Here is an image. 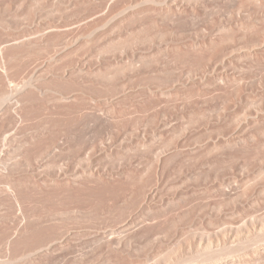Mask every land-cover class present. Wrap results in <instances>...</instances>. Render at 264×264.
I'll return each mask as SVG.
<instances>
[{"label": "rangeland", "instance_id": "rangeland-1", "mask_svg": "<svg viewBox=\"0 0 264 264\" xmlns=\"http://www.w3.org/2000/svg\"><path fill=\"white\" fill-rule=\"evenodd\" d=\"M178 1H180V2H178ZM184 1L185 0H183V2ZM212 1L214 2L215 0H211V3L213 5H215V3H219V2H220V4L222 3V5L217 6V8H216V6L214 7L213 5H211L213 8H215V9L211 8L214 10V11H212V10H210V8L209 9L206 8V7H211L210 6V4H211L210 0H207V2L204 0L205 5L202 4L203 0H200V3L207 10L206 12H200V14L205 13L208 16L206 15L207 17H205V14H203V15L199 14V17L202 16V19H201V17L199 18L197 15L196 19L198 17V20H199L198 23L199 24L197 22H193V24H192V21H196V19L193 18V20H192L191 19L192 16H191L188 19V22H189V24H191L190 25L191 27H189V25L187 24V26H188L187 28L184 27L185 25H183L184 23H182L183 21H181L180 25H181V27L183 26L185 29L177 28L178 30L176 29V31L177 32L179 31L178 34L174 30L176 26L173 29L174 31L171 29V27L175 22L177 23L176 25H178L180 23L179 20H177L179 22H177V21L174 22V20H176L178 18H175L176 14L174 17L173 12L176 9L175 8L176 5H179L182 3L181 0H177V1L176 0L175 1L169 0V2H168L169 4H171V3L175 4V5L171 4L172 5V6L170 5L171 7H169V5L167 3L169 9L172 7L174 8V9L172 8L173 12L171 11L172 12L171 14L175 18L174 20H173V17H172V19H169V16L167 19V16L165 14H161V17H163V18H160L159 17L160 15L157 16L158 14L156 15L157 17L154 14H152L149 16L147 15V17H146V15L145 16L142 15V18H141V16H140V18H139V16H137V17L135 16L133 18L135 20H131V21L126 20L127 22H125V20H122L124 18L123 15H120V16H118L119 14L117 16L115 15L116 16L115 18L109 19V23H107L106 20L104 23H107L108 26H111L112 24L123 25L124 29L128 28L126 30L127 32L121 31L120 33L118 32V34H117V31H118L117 29H115L117 31L113 30L112 32H105L103 34H107V36L106 35L105 36H102V35L99 36L100 38H97L99 41L97 39L95 40L93 38L94 37L93 34L87 33V35H84L86 37H84V36L81 37V39L83 38L84 40L83 39L81 40L78 38L79 41L81 40L82 42H84L83 43L84 46L76 47V50H75V48H74V50L72 48H70L69 50L70 51L72 50L73 52H69L70 56H69V54H67L68 57H66L67 56V55H65L66 53L64 54L65 56L62 55L66 59L62 58L64 60V62H62L63 61L62 60L61 62H58V64L50 65V63L47 64L46 62H44V59L45 58L47 59L49 54L50 55L54 54V51L56 50V48H54V47H56V46L59 47V45H57V44H53L52 47L53 46L54 47L52 48L50 45L52 43H47L48 45L47 44H45V45H47L49 47L46 48L44 46L46 49L44 47L42 49H40L42 47V44H41L40 47L37 46V48L39 47L38 50H34L36 52H34L33 50L32 51L30 50V48L32 46L27 51L25 50L26 48L23 49L24 47H22V48L21 47H18V48L17 47H15V48L14 47L13 48L7 47L8 49H6V48L4 50L0 49V51L2 52V54L0 52V56L3 55L4 58L6 55H7V57L10 56V58L13 57L12 59L9 60V61H11V60L12 61L11 62L8 61V62L11 64L12 63L15 64V66L18 65L17 68H15L13 66V64L12 65L9 63L3 64V61L0 58L1 59L0 61L2 62V63L0 62V67L3 66L2 68H0V104H4L3 107L0 105L1 106V109H0V128L1 129L0 130L3 131V133L1 131V133L3 134V136H2L3 138L0 136V166L2 165L0 168H2V170L7 172V173H11V175L13 174V176H15V179L20 178L22 180V182H26V183H22L20 179H17V180H20V182H21L20 183L21 190L23 188L22 193L24 196L22 195V197H24V198L21 197L23 199V201L26 200V202H29L30 198L34 199L32 202L30 201L31 204L33 205V208H34V206L36 204H37V206L39 205L38 203H35V202L37 200L39 202L40 198L36 200L37 197H33V196H36L37 195L36 193L39 194V190H40V194L37 195L38 197L41 196V193L43 191H45V189L48 190V191L46 190L45 192H49L50 191L49 189H51V190L57 189L58 191L59 190L60 191L66 190V188L64 189L65 186H62L63 187L62 188L59 185H54L52 183L50 184V181L56 176V174H58L59 171L60 172H66L71 177H77V176L82 177V174H86V172H88L90 170H91V172L92 171L93 172H95V171L102 172L105 170L109 172V170L110 171L115 170V171H119V172H121V171L126 172V173L124 172L122 174L123 179H121L125 182H123V181L121 183L118 182L117 186H115L116 185L115 184V185H111V187L110 186H107V187L104 186L103 187L102 185L98 186V184H94V183L90 182V183H88V185L91 184V185H89V187L92 190L95 189L94 190L95 192H98L100 190L99 192H102V193H106L104 190H106L107 193L110 191H111L110 193H112L113 191H115L118 188L116 190V194L118 192V194L120 196H123L125 192H126L125 193V195H126L127 191H128V193H130L132 191L131 193H133V194L136 192L135 194L137 195V192H138V194H140L142 192V189L144 191V188H146V187H147V190H149V189L152 190V188H154L153 190L156 191V195L158 196V198L155 199V201L153 203L155 204L157 201L158 205H159L161 199L164 200L162 197H164L166 200L168 198H170V199L175 198V197H173V196H175V194H177V195L180 193H181V195L184 193L189 194L188 195L189 198L186 194H184V197L187 198L186 199L187 201H185V198H184V200L181 201V203L180 202L174 203V204H177L178 206L172 204L173 206L170 205V207H168V209H167V210H171L170 212L168 211L166 213L167 218L170 220H171V217H173V216H175V215H177L183 211L184 212L191 211V215H192L193 219L191 218V215L188 216L189 218L184 219V217H183V219H181V222H182V220H184L183 222L186 221L187 223L186 222L185 223L179 222V224H178L179 230H182V228L188 229L189 226L191 229L195 230L197 228L196 230H198V226H195L196 225L195 222L198 223V220L201 221V219H202L201 223H203V225L205 226L207 224L206 221H208V220L203 221V219L209 215H210L209 217L211 218V214H212V216H213L212 220H214L215 214H218V213H216L215 209H217L219 214L221 213V210L225 211L226 214H228L227 216H225L226 215L225 212H222V214L224 213L225 215L220 214L222 216V218H220L221 216H218L219 219H223V220H228V219L230 220L231 217H235L236 215L238 216V214H240V213H242L241 216L245 215L247 217L249 215V213H250V215H252L251 210L257 214L261 213L259 211H262L261 208L264 205H260L261 203H259L262 199V196H261L262 192H260V188H258V187L260 185H262L263 178H261L262 179L261 180L260 177L258 176L259 181L260 182L262 181L261 183L259 181H257L258 179L256 180L257 182H254L255 181L254 178H253L254 181L251 180L254 182L255 185L258 184V182L260 183V185L258 184L259 186L256 185V187L258 186L257 187L258 189L256 188L254 190V188H251V186L249 187V185L253 184V182H250V184H249L248 182H245V181H243V185L245 186V184H248L247 186L249 188L248 187L245 188V187H243V185H242V189H239L241 186L238 187L239 185L242 184V183H240L241 179H240V175H239V174H241V172H242V174L245 173L244 175H246V177H245L244 175L241 174L242 180H244L243 179L244 177H245V179L247 177L250 178L251 171H252L251 177L254 176L255 179L257 177V174L260 175V170L262 169V167L261 168H259V167L262 166V163H261L262 160L260 162L261 158L258 155L259 152H258V154L257 153L254 154L259 149L256 151L255 150L246 151L245 154L244 153L241 154L239 152H237L238 154H236V150H234V152H233L232 151L233 149H232L231 153L227 154L228 152H230V149L228 148L229 150L228 149L225 150V151H227L226 152L227 155H225V152L223 149H221V151L215 150L217 152H215L214 149H212L213 151H210L211 154L207 151L208 155L206 153L205 154L206 157L204 155H202V156L199 155L198 158H197V155H194L195 157L190 156L191 158H189L188 156H184L185 153L183 152V151H186L185 149L188 150L189 148H191L188 145H190L192 143L191 141H194V139L201 134V133L199 134L198 132L197 133L199 135L197 133H195L196 131H199L200 128H202L201 131L205 132V134L208 130H209L208 134L214 133L213 135L211 134V136L213 138H215L217 136V134H216V136H214L215 131L217 129V126L220 127L219 125L225 124L226 120H227V122H229V120L227 119V115H228V118H231L230 119L231 122H232V117L235 120H236V118L238 119V117H239V119L241 121L243 119V121L245 123V119L242 118V115L241 116H239V115L243 114L244 112L246 113V111L256 110V108L250 110L249 107L250 108H253V107H251L250 104H249L250 106H248V104H246L248 108L244 107L243 108L244 111H243L242 108H240L241 107L240 105H242V104L244 105V103H248V102H245V100L243 98L246 99L247 95L249 94L248 99L250 98L249 103H251L250 101H252L254 97H256V98H254V100H256L259 97V96L258 97L255 96L257 93H259L258 95H260L264 92V90H263L264 89V86H263L264 82H262V81H264L263 80V75H264L263 69L264 68L263 67H254V66L251 67L246 63H244L245 65L244 64L239 65V62H235V66H234L235 68L233 66H232L233 68H231V66H228L226 68V71H228L229 68L232 70L231 71L229 69V71H228L229 75L231 72V74H232V75H230L231 77L234 75H235V77L238 75L241 76V77L238 76L239 78L237 77V79L236 78L234 79V77H233V78H231V81L226 82V83L235 84V83H233L232 79L234 81L239 79V81H236L238 84H235L234 87L232 84H230L228 86V85H226V83L225 84L223 83L225 86H222L223 84H220L217 81V84L221 85L220 87H218L219 85H217L215 83V81H216L215 80L214 83L217 85L216 86L215 84L212 83L213 78H210V77H212V75H211L212 72L207 70L208 75L210 72L211 76L209 75L210 76L209 78L212 80V82L207 81V84H209V85H207L206 87L209 88L211 85L212 88L211 87L210 88L212 90H210V89H208V90H209V92L213 91V93L208 94L207 93L208 91H207L205 95H200L203 97H200V96H198L199 94H197L196 91H195L196 93L195 92L192 93L193 91L190 92L193 89H190L187 86L188 91L190 92L191 96H189V94H188V97L187 98L185 97L186 96L185 93H188V92H187L186 86L184 85V81H190V79H191L192 81H190L191 82L190 85L193 82H195L193 80H196V78H199V77H197V76H200L199 75L200 72H198V70L201 66H199L200 64H198V63L196 65L195 64L196 62L195 61L192 62V60H188V62H187L186 58L182 56V54H181L182 52H177V49H178V51L180 50L179 49V47H180L179 43L180 42L178 43L179 47L175 48V45H178V44H176L178 42V40L180 41L181 37H183L181 40V43L184 40H186L187 33H188V38L190 35L192 38L195 36L201 37V35H202L201 32L203 31V29L206 30V33H209L211 31L214 32V30H213L214 27L218 26V25H215L214 22L212 24L210 18L212 17V21L215 18L219 19L222 17V13L224 11H226V13H227L230 10L231 11L233 10L232 12H229V15L235 13V14H233V17H231L232 15L229 17V18H231V20H233L232 18L235 19L237 15H240V14H238V9H237L238 4L236 5V3H238V2L234 3V1H233L232 6L235 5L233 7L231 5H229V4H231V2L225 3L224 5H227V8L225 10L224 7H226V6L223 5V2H221V1L217 2V0H216V2L213 3ZM191 3L192 2H190V4ZM192 4H191V6H192ZM206 4H208V5L206 6ZM228 5H229V7H228ZM87 6L90 7L91 5L87 4ZM222 6H223V8H222ZM76 7L77 6H71V7L66 8V3L63 4V2H61L60 0L55 1V2H53V0H50V2H45V3H41L40 0H20L19 3L11 6L10 9L9 8L6 10L4 9V11L0 10V38H1V40H6V39H11V37H12V39L17 38V40H18V38L21 39L22 37H24V38H22L21 41L25 40V38H26V41H27V38H28V40L33 39V41H35V38L37 40L39 35H40L39 37H41L43 35L42 34L43 29L50 22H55L58 19H60L61 17L63 19L64 17H66L68 15L76 13V11L78 12L79 7H77V8ZM140 7H142V6H140ZM220 7H221V11H220L221 14L219 13ZM252 7H254V6L244 7V10H241V12H240L241 15H242V12H243V14H244V12H245V14L246 13L250 14L251 12L254 13L255 9ZM27 8H28V10H26ZM227 9H229V11ZM245 9H247V10H245ZM250 9H251V12L249 11ZM208 10L211 11L215 15H216V13L217 14L219 13L220 15L219 14L217 15L219 17L217 18V16L212 15L211 12H209ZM222 10H224V11H222ZM200 11H204V9L202 10V8H201ZM226 13L225 14L223 13V19L226 18L225 20L219 19V22H218L215 19L214 21H217L215 23H217V24L222 23V22H224L225 24H227L228 22L230 23L231 20L229 18L227 19L228 15ZM171 14H169L170 18L172 16ZM162 15H165V16H162ZM122 16H123V18L120 19V17H122ZM150 16H152V19L154 18L153 21H152ZM203 17H205V18H203ZM139 19H140V21H139ZM207 19L209 20V22H211L212 25H215V26L214 27L211 26V24L208 23ZM120 20H122L123 22ZM136 20H137V22H136ZM170 20H172L173 22L171 21V23H169L168 21H170ZM181 20H183L182 17H181ZM189 20L190 21L192 20V21L190 22ZM155 21H156V24L159 26H157L155 23H154L155 25L152 24ZM165 21H166V24H165ZM167 22H168V24H167ZM205 22H207V23H205ZM110 23H111V25H110ZM139 23L140 24L142 23V24L140 25ZM224 23H222V24L225 25ZM169 24H171V25H169ZM207 24L210 25V27ZM147 25H149V26L152 25V27H150L151 29L152 28L153 29L155 28L156 30L159 29V31L158 30L157 31L155 30V31L157 32V34H158V32H160V35H162V36L163 35L165 36L166 34H168L167 32H171V34L169 33L170 35L168 34V35H166V37H159L160 35L156 34L157 35L156 36L155 35L156 32H153L154 31L153 30V31H150V33L152 32V34H153V41H151L152 39H150L148 41L147 36L150 33L146 34L147 33L146 29L148 30V28H146V27H149ZM161 25H164V26H161ZM166 25L167 26L169 25L171 27L168 28ZM180 25H178V27H180ZM192 25H194L193 26L194 28L192 27ZM162 27H165V28H162ZM166 27L168 29H166ZM201 27H203L202 30H201ZM132 28L135 29L136 32L139 31L140 33H142L143 30L146 31V32H144V38L142 35L143 33L141 34L142 36L139 34V37L141 36L144 40H147L146 42H148L147 43L148 45L144 41L140 42V40H143V39H141V37L138 38L139 41L134 40V38L137 39L136 37L138 35H135L136 32ZM136 28H138L139 30L138 29L136 30ZM150 28H149V30H150ZM192 28L194 31L190 30ZM170 29H171V31H168ZM186 29L190 30V32L187 31V33H186ZM182 30H185V34ZM172 31H173V33L175 32L174 35H173ZM180 31H182L183 33L181 34ZM199 31H200V33H199ZM123 32H125V33H123ZM139 32H137V34ZM192 32H195L196 35L194 34L195 36H193ZM196 32L199 34H197ZM204 32L205 31H203L202 33H204ZM112 33H114V34H112ZM127 33L128 34L130 33L129 36ZM51 35H52V33H51ZM69 35H70V37H69ZM72 35L74 36L75 34H72ZM175 35H176V37H175ZM45 36H46V34H45ZM67 36L64 38L65 39L66 38L76 39V37L71 36V34H68ZM127 37L131 40H129ZM179 37H180V39H179ZM176 38L178 40H176ZM154 39L156 41H154ZM93 40H95L96 42ZM125 40H127V41L129 40L130 42L129 41L127 42ZM33 41L29 40L28 42H33ZM85 41L88 45L85 44ZM88 41H90V42L88 43ZM124 41L127 43L125 44ZM157 42H159V43H157ZM163 43L168 48L164 47V45L162 47ZM172 47H173V50H172ZM33 48L36 49V46H33L31 49H33ZM48 48H50V49H48ZM170 48H171V50H170ZM9 49H11V50H9ZM16 49H18V50L21 49V50L18 51ZM167 49H168V52H167ZM5 50H6V52H5ZM15 50H16V53L14 52ZM159 50H161V51H159ZM7 51H9V52L12 51L11 54L13 56H11V54ZM21 51H22V53H21ZM175 51H176V54L178 56L176 54H174ZM180 51H182V50H180ZM13 52L15 53V55L13 54ZM17 52H19L18 56H16ZM155 52H157V53H155ZM3 53H8V54H3ZM180 55L182 56V58H185L186 61L184 59H182ZM183 55H184V53H183ZM7 57L5 59H7ZM183 60H184V62H183ZM190 61L192 62L193 65L190 63ZM185 62H187V63H185ZM17 63H19V64H17ZM240 63H242V62H240ZM211 64L213 65L214 63H211ZM209 65H210V63H209ZM212 65H210L211 70H212V67L214 65H215L214 66L215 70H217V68L219 67V65H217V64H214L213 66ZM233 65H234V63H233ZM216 66H218V67L216 68ZM194 67H196V68H194ZM8 68H9V70H8ZM207 68L209 69V66ZM250 68H251V70H250ZM193 69H195V70H193ZM201 69H203V68H200V70ZM254 70H256V71H254ZM260 70L261 71L263 70V71L261 72ZM194 72L196 75L194 74ZM261 73H263V75H261ZM250 74H251V76H250ZM60 75H62V76H60ZM190 75H192V76H190ZM252 76L254 79H252ZM187 77H189L190 79ZM246 77H248V78H246ZM260 77L262 79H260ZM182 78H184V81ZM249 78L252 79V82L250 81ZM240 79L241 80L243 79V80L241 81ZM259 80H261V81H259ZM249 81L253 84L249 83V86L248 85L246 86V84H248L247 82H249ZM258 81L260 83H263L262 86L261 85L258 86V84H259ZM256 82H258V83H256ZM6 83L13 86V87L11 86L14 89L13 93L11 95H7V94L3 93V91H4L3 86H5ZM179 83L184 85V86L182 87ZM243 83H244V85H243ZM29 84H30V88L31 87H35V88L37 87L38 89L37 88L36 89H34V88L30 89L33 91H30L29 88L27 90H24V91L20 89V87L25 89L26 87L29 86ZM212 84L214 85V87ZM239 84H240V86L242 85L241 86L242 88L244 86L243 89L246 88L245 89V90H247L246 95L244 94L245 90L242 91V89H241V91H239L240 90L239 89V90L235 91L236 89H238L237 86ZM250 84L253 85L252 86L253 89L251 88ZM23 85H24V87H23ZM215 86H216V88H215ZM240 86H239V88H241ZM254 86L256 89L254 88ZM172 87L176 88V89L174 90V89H172ZM221 87H222V89H221ZM225 87L228 89V91H227V89H224ZM247 87L248 88L250 87L251 89L250 88L248 89ZM231 88H236V89L232 90ZM257 88H259V91L263 90V92H261V91L259 92ZM18 89L23 91L22 93L25 96H21L22 93L20 95L21 91L20 92L17 91ZM148 89L150 91H152V92L149 91L151 94L149 92H147ZM159 89H161V90L158 91ZM168 89L173 90L172 92L170 91L171 94H170V92H167ZM214 89H215V92H214ZM217 89H219V90L217 91ZM223 89H224V91H223ZM184 90L186 91L185 93H184ZM230 90L232 91L231 93H233L234 91L235 92L239 91V92L237 94L233 93L234 98L228 99L229 101L232 100L229 103L228 100L226 99V97H228L227 95L230 93L229 92ZM248 90H251L252 93L254 92L255 94H253V96H252V94H250L251 91L248 93ZM255 90H257V91H255ZM153 91L156 93H154ZM157 91H158V95H159L158 98L159 99L156 98L157 97L156 96ZM25 92L28 94H26ZM38 92H40V93H38ZM161 92H163V93H161ZM181 92H182V94L184 93L183 94L184 96L181 94ZM226 92H229V93H226ZM240 92H243V95H241L239 97ZM29 93H30V95H29ZM153 93L156 95L153 96ZM165 93L167 96L165 95ZM176 93H178V94H176ZM204 93H202V94H204ZM222 93H223V95H222ZM233 94H231V96L229 95V97H232ZM61 95L62 96H64V95L68 96L69 95L70 97H72V99H68V100L62 99V98H60ZM161 95H163V96H161ZM18 96H20V97H18ZM224 96H225V98H224ZM235 96L239 97L240 100L238 98H235ZM21 97L26 98V102L23 100L24 98H21ZM16 98H18V99H16ZM20 98L22 100H20ZM28 98H29V100H28ZM31 98L34 99V100H32V101H34V103H32ZM150 98H151V100H150ZM235 99H236V101L237 100H239V101L236 102ZM248 99H247V101H248ZM15 100H16V102H15ZM225 101H226V103H225ZM232 102H234L235 105H233ZM15 103H18L19 104L18 106H21V108L20 107L18 108V106L15 105ZM28 103L31 104L30 107H29ZM225 104L226 105L230 104V105L226 106ZM12 106L13 107L15 106L17 108L14 109ZM222 106H223V108H222ZM22 108H24L25 110L24 109L22 110ZM217 108H218V110H217ZM220 108H221V110H223L222 112L226 111L225 115L221 112ZM17 109L18 110L20 109L19 110L20 112H18ZM30 109H32V110H30ZM27 110H30V112L29 111L27 112ZM219 110H220V113L223 115H220V113L218 112ZM15 112L18 114H16ZM58 116L60 118H58ZM200 116H202V117H200ZM220 116L221 117L223 116L226 118V119H224L223 117L220 118L221 120L224 119L225 120L224 122L220 121V119H219ZM229 116H232V117H229ZM234 116H236V117H234ZM243 117H244V115H243ZM217 118L219 120H217ZM239 119L237 120V122H235V120H234V123H232V124H231V122H229L230 125L227 123L230 126V128H228L229 129L228 131L227 130H225V131L228 133L230 131V134H232V135H230V137L236 136V135H234L235 130H236V134L238 133L239 136L241 134L242 135L246 134L247 131L249 132V134L251 132L257 133L255 131H256V127H258V126H255V129L252 127L250 128V126H249V129H247V127L245 126V130L247 129V131H245L244 129H242L245 124L243 122H241ZM54 120L56 123L54 122ZM60 120H61V122H60ZM57 121H59L60 123L59 122L57 123ZM219 121H220V124H219ZM53 122H54V124H53ZM221 122H223V123H221ZM239 122L243 127L241 126V128H240ZM205 123H208L209 125H207ZM58 125H59V127H58ZM60 127H62V128L60 129ZM211 127L213 128L212 130L214 132H211L212 131ZM221 127L218 129H221ZM56 128L57 129L59 128L60 131H58ZM51 129L53 131H51ZM203 129H204V131H203ZM205 129H206V131H205ZM64 130L68 134L65 133ZM237 130H239V131L241 130V132L239 133V131H237ZM242 130L245 131V133L242 132ZM55 131H56V133L57 132L58 133L63 132V133L62 134H60V133L55 134ZM219 132H220V134L222 132V134L220 135L218 133V135H219L218 137H223L222 135L224 134V137L221 139H225L229 136V135L226 136L228 133L225 135L226 132L224 133V131H222V130ZM193 134H195V135H193ZM40 135H41V137H40ZM55 135L56 136L59 135V136L55 137ZM192 135L194 137L196 135H198V136H196L194 138ZM62 137H64V138L67 137V139H65L66 140V145H65L66 148H64L66 150H63L64 152L61 153L60 155L52 154L51 152H43V150L38 151L37 154H35L33 152L34 149L31 150V148H30L32 145H34V146H32V148L33 147L36 148V146H35V144L37 143L36 141H38L40 139L46 141L47 138L48 139L59 138V140H60V139H62ZM142 137H146V139L149 142H151V144H153L155 146H159V147H161L162 145H168L169 143L172 144V141L176 140V142H178V143L176 144V142L174 141V145L169 144V148L173 147V146H177L180 148V146H181L180 150H182L186 145L182 146L181 144L184 145L185 143L188 144L187 146L189 148H187V146H186V148L183 149V151H181L183 153V156H184V157L182 156L181 158H180V156L179 157L177 156V151L172 153V154L175 153V155L177 157H174L175 155L171 156V154H170L169 156L174 157L176 159L168 157V158L172 159V160L169 159V161L172 163H170L168 161V159L166 160V162L164 164V167H165L164 170L166 172L163 171L165 173V175L163 173V176H162L163 179L160 180V178H159V180H157V182H154V181H152L155 178V175H153L154 170L148 162V158L150 157V155L146 154V153H142V151H140L138 149V143L137 142H138V140L142 139ZM189 137L190 138L193 137L194 139L189 140ZM35 138H37L38 140ZM43 138H45V139H43ZM185 138L188 140L187 142L190 141L191 143H187ZM27 140L30 143H28ZM177 140H179V141H177ZM210 140L211 139H206V141H209V142H210ZM47 141H49V140H47ZM181 142H184V143H181ZM27 143H28V145H27ZM31 143H32V145H31ZM179 143H181V144L179 145ZM24 147H25L26 151L24 150ZM166 148H168V146ZM31 151H32L33 156L28 155L29 153L31 154ZM179 151H178V154L181 155V153H179ZM212 152H214V153H212ZM220 152L224 153V155L227 156L225 158V160H227V161H223V162L220 161L222 159L224 160V157H225ZM249 152L251 155L249 154ZM24 154L28 155V157L25 156ZM214 154L217 155L218 158ZM252 154L255 156V158H253L254 156ZM221 155L223 157L222 159L220 158ZM234 155H237V157ZM241 155H243V156H241ZM248 155L253 156V157H251V159L253 158V160L256 159L257 157L259 158V162H256V163L253 162L254 164L251 163L254 166H252L250 164L252 167L255 168L254 169L255 171L252 170V167H251V171H250V169H247L250 167V165H249L250 157ZM256 155H258V156H256ZM186 157H188V158H186ZM193 157L197 158V159H194ZM201 157H204V158H201ZM230 157L232 158V160ZM234 157H236L237 159ZM214 158H215V160H214ZM242 158H244V160ZM246 159H247V161L249 160V162L245 163ZM257 160H255V161H257ZM214 161H215V164L217 162V164H216L217 166L214 164ZM218 161H220V162L218 163ZM228 161H230L229 162L230 164H228ZM224 162L225 163L227 162V165H225ZM234 162H236V163L234 164ZM251 162H252V160H251ZM237 163L239 164V166ZM240 163L242 165L243 164L247 165V167L244 165L243 166L240 165ZM236 164H237V166H236ZM256 164H257V166H259L258 169H260V170H258V172L256 169L257 166H255ZM228 165H230L229 167H230L231 171H230V169H228V170H229V172H231V174L228 173V171L226 170L227 169L226 167ZM219 166L220 167L223 166V167H221V168H223L222 169L223 172L226 170L224 172V174H223V172L221 173V171H222V170H220L221 168L220 169L217 168ZM231 166H232V168H231ZM235 166H236V168H235ZM167 167H169L168 170H167ZM214 167H215V169H213ZM239 167L240 168L246 167L245 170L247 169L248 171H245L244 168H243L244 171H242L241 170L242 168L240 169ZM216 169H218L216 172L217 174L214 172V171H216ZM249 171H250V173L248 174L247 172H249ZM218 172L222 175H220ZM253 172L256 175H254ZM137 173H139L138 174L139 176L137 175ZM234 173H235V175H239V176L233 175ZM125 175H126V177H125ZM140 176L143 177V179H142L143 181L141 183H140V181H141ZM229 176H230V179L233 176V179L230 180ZM260 176H262V175H260ZM152 177H154V178H152ZM219 177H221V178H219ZM237 177L239 178V180ZM137 178H138V180H136ZM226 178H227V180H226ZM248 178H247V180L249 181L250 179H248ZM221 179H224L226 181V183L229 180H230L229 182H231L233 180V182H234V183L232 182L233 186L228 185L229 186V189H228L227 188L228 186L225 187L224 185H222L223 183L225 184V181H223V180L220 181ZM145 180H146V182H145ZM151 181L153 183H155V185H154L155 187L153 186ZM133 182H134V184H133ZM218 182L220 184L222 183L221 186L224 187L225 190H223L224 188L220 189L219 187H217L219 184ZM229 182L227 184H229ZM18 183H19V181H18ZM236 183L238 186H236ZM238 183H240V184H238ZM147 184H149V185L151 184V185L149 186ZM214 184L217 185L215 188H213L214 186H212ZM94 185L98 186V187L96 188ZM123 185H124V187H123ZM129 185H131V186L136 185L135 186L136 188L131 187ZM56 186H59V189ZM92 186H94V187H92ZM60 187L62 188V190L60 189ZM89 187H87V189ZM127 187H128V189H126ZM207 187L208 188L210 187L211 189L213 188L212 189L213 192H212V190H210V188L208 189ZM233 187L234 188L236 187L235 188L236 190H234ZM252 187H255V186H252ZM71 188L74 189L75 187H71ZM113 188H116V189L114 190ZM137 188H139V189L141 188V189L136 190ZM200 188H202V189L205 188V190L207 188V191L209 190V193L206 192L205 190H202L205 193H208V194H204L203 192L200 191L201 190ZM217 188L220 189V191L217 190ZM231 188L233 189V192L236 191V194L234 193V195H233L232 194L233 192H231V194L228 193L230 195H228V194L225 195V193L228 192L229 190L232 191ZM250 188L253 190V192L254 191L256 192L258 190L256 193L254 192L255 193V194H253L254 196L253 195L249 196L250 194L253 193L252 190L250 191ZM73 189H71V190H73ZM78 189H76V190H78ZM109 189H112V190H109ZM238 189L241 191H239ZM243 189H245V190L248 189V194L246 193L248 196L244 193L245 190L242 193ZM24 190H28L29 193H28V191H26L27 192L26 193ZM122 190H124L125 192ZM196 190H197V193L195 192ZM215 190H217V191H215ZM192 191H194L195 195ZM199 191H200V193L204 194V197H201L202 194L198 195ZM221 191H223V192H221ZM224 191H226V192L224 193ZM237 191H239L241 194H243V196L241 194L237 193ZM121 192L123 195L121 194ZM220 192L223 194H221ZM250 192H252V193H250ZM192 193H193V196H192ZM237 194H239L241 196V198L237 197V199H235V201L233 200V202L230 203V201H232L231 196L236 197ZM244 194L247 197H246V201L244 203H242L243 202L242 200H245L242 198V197L245 198ZM221 195H222V197H221ZM27 196L29 197L28 200L26 199ZM228 196H230V197H228ZM223 197H224V199L226 198L227 200L226 199L224 200ZM255 198L260 199L259 202L257 201L258 199L255 200L259 204L254 201ZM137 199L138 198H135V200H129L127 203H126V201L125 202H123V201H118V202L112 201V203L110 202L111 208L109 207V205L107 206L109 208H106V206H103V205H107L106 201H105V203H103V205H102L103 207L99 205L101 207V208H99V210H97L96 212H90V213H88L87 216H85L83 218L79 217L77 221L75 218L76 216L74 215L75 216V217L73 216L75 218L74 221H76L75 225L78 228V230L85 231V233L80 234V236L83 238V240H89L90 236L84 235V234H88V233L91 234L94 232H104V231L108 233L109 229L115 231L114 235L112 234V237H114V236H122V237L126 236L129 229H130V226L132 227V226L136 225V223H138L137 222L138 220L141 221L144 218V215H142V214H144L145 206H143L142 204H140L141 205L140 206L139 205L140 200L138 199L139 201H137ZM20 201H21V199H20ZM22 202L20 204H23V206L27 205V206L32 208V205L30 204V202L27 203L26 205L24 202L23 203ZM113 202L115 204H113ZM223 202L224 203L226 202L227 204L225 203V205H224V204H222ZM13 203L14 202L10 199V196L8 195V193L5 189V186L3 185L2 178L0 177V223H3V224H0V226L2 229L4 227L6 228L7 226H13V224H16L18 221L17 217H19L20 213L18 210V206H16V205L19 204V202L17 204L16 203L13 204ZM94 203H95V201H94ZM117 203H119V204H117ZM252 203L253 204L255 203L254 204L255 206ZM49 204H51L49 206V208L53 207L52 205H55V207H58V203L55 202V204H53L51 201L50 203L45 204L46 209L48 208L47 206ZM97 204H99V202L95 203V205H97ZM125 204L126 205L128 204V205L126 206ZM157 204H155V205H157ZM89 205H91L93 207L94 204L90 203ZM182 205H183L182 208H184V210L182 209L183 211H180L181 210L180 207ZM236 205L237 206L239 205L240 207L238 206L239 207L238 208ZM241 205H242V207H241ZM258 205L260 207H258ZM196 206H197V208H196ZM212 206H213V208H212ZM217 206L219 208H221L220 211H219V208ZM250 206H252V208L253 207L254 208L252 209ZM21 207H22V205H21ZM55 207H53V208H55ZM92 207H90V209ZM96 207L98 209V206H96ZM191 207H195V209L191 208ZM228 207L231 211L228 209ZM53 208H51V209H53ZM116 209H118V210H116ZM120 210H121V212H120ZM172 210H174V212ZM208 212L210 213L209 215H208ZM211 212H214V213H211ZM229 212L230 213L234 212L231 215H235V214L236 215L231 216L229 214ZM254 212H253V214H254ZM203 215H206V217L204 216V218H203L202 217ZM226 217H228V218H226ZM186 219H188V220H186ZM206 219H208V217ZM217 219H215L214 221L219 220V219L218 220ZM189 220H191V222H189ZM235 220H239V217H237V219H235ZM219 221H222V220H219ZM219 221H218V223H219ZM239 223L236 225H240ZM199 224H200V222H199ZM3 225H4V227H3ZM224 225H226V224H224ZM224 225H222V223H219V226L220 227L223 226V228H219L218 225H216V226H218V228L216 226L212 225L214 227V229H212L213 227L210 226L209 224L207 225L208 226L207 228L212 227L211 229H205L206 226L205 227L203 226L202 230L205 229L206 233L201 232L202 233L201 236L199 234H195V236H196V237H194V239L196 241L195 244L196 245L205 244L207 233H209L208 236L209 237L211 236V241H213L212 236L219 233L221 229L224 230L225 227H227ZM1 228H0V235H1L0 240L1 239L2 240L0 242H2L4 240L2 237H5V235H6L5 231H7V228L6 229L4 228L5 230L3 229L4 231L2 230V233H1ZM210 230L217 232V233H212V231H210ZM200 231H201V229H199V231H195V232L200 233ZM209 231L211 232V234ZM204 234H206V235H204ZM177 236H179V235H177ZM203 236L205 237L204 239H203ZM200 237H202L201 243H199ZM168 239H169V237H168ZM168 239L166 238V240H168ZM144 240L146 242L145 244H143L144 241H142L143 243L137 241V243H139L140 245L141 244L144 245L143 249H145V251H143V252H146V249H147V252L149 251V253H151L152 251H150V249L152 246H150V244H149L148 248H147V245H146L151 240L150 241L148 239L147 240L144 239ZM170 240H171V238H170ZM213 243H215V242H213ZM80 244L76 245V248L77 249L79 248V250L76 251L75 253H73L71 256H69L70 258L68 257V258H66L67 260L66 259L61 260L57 264H90L89 261L91 262V264H95L97 262L98 263L101 262V260H104L103 264L105 263L104 257L106 258V256L103 253H101V255H100V251H97V250H96V253H94L95 249H91V247L90 248L82 247ZM145 246H146V248H145ZM83 248L85 250H83ZM230 249H228V250H230ZM90 250H92V251H90ZM85 251H87V252H85ZM82 252H83V254H80ZM183 253H187V250H183ZM102 255H103V257H102ZM80 257L82 259L81 262H80V260H81ZM157 257L150 258L148 260V264H164V262L161 261L162 259L157 258ZM6 258L7 257H6L4 250L0 244V262L5 261ZM22 260H21V262H23ZM24 261H25V258H24ZM194 263H196V262H194Z\"/></svg>", "mask_w": 264, "mask_h": 264}, {"label": "bare ground", "instance_id": "bare-ground-1", "mask_svg": "<svg viewBox=\"0 0 264 264\" xmlns=\"http://www.w3.org/2000/svg\"><path fill=\"white\" fill-rule=\"evenodd\" d=\"M55 1H59V0H53V2H55ZM61 2H63V4L64 3H66V8L67 7H71V6H77V7H79V11L77 12L76 11V13H74V14H71V15H68V16H66V17H64L63 19H62V17L60 18V19H58L57 21H55V22H50L44 29H43V32H42V36L41 37H39L38 36V38H37V40H36V38H35V41H33V39H29V40H31V41H33V42H28L29 40H28V38H27V41H26V38H25V40H23V41H21L22 40V38H24V37H22L21 39L20 38H18V40H17V38L15 39L14 37V39H12V37H11V39H6V40H1V38H0V49H8L7 47H24L23 49H25L26 51L27 50H29V48L32 46H36V49H31L30 48V50L32 51H34V50H38V48L41 46V44H42V47L40 48V49H42L44 46L47 48V47H49V46H47L48 44L47 43H52V44H50L51 45V47H52V45L53 44H57V45H59V47H57L56 45V47H54V48H56V50L54 51L53 49V51H54V54L53 55H48V57H47V59L45 58L44 59V62H46L47 64L48 63H50V65H52V64H58V62H61L63 59L62 58H65V57H63L62 55H64L65 53V55H67V54H69V56H70V53L69 52H73L72 50L70 51L69 49L70 48H72L73 50H74V48H75V50H76V47H81V46H84V42H82L81 40L83 39H81V37L82 36H84V35H87V33H90V34H93L94 35V39L96 40L97 38H100L99 36H107V34H103V33H105V32H112L113 30L114 31H117V34H118V32L120 33L121 31H126L127 29H124V27H123V25H114V24H112L111 25V23H110V25L111 26H108L107 25V23H109V19L111 18H115L118 14V16H120V15H123L124 16V18H123V16L122 17H120V19L121 18H123L122 20H125V22H127L126 20H129V21H131V20H135V19H133L135 16L137 17V16H139V18H140V16H141V18H142V15H146V17H147V15L149 16V15H152V14H154L155 16L157 15V16H159L160 18H163V17H161V14H165L166 16H167V19H168V16H169V19H172V17H173V15H174V17H175V14H176V17L175 18H178V19H176V20H174L175 18L173 17V20H174V22L175 21H177V20H179L180 21V23L178 24V25H180L181 24V21H183L182 23H184L183 25H185L184 27L185 28H187L188 26H187V24L189 25V27H191L190 25L191 24H189V22H188V19L192 16V20H193V18L194 19H196V16L198 15V17H199V14H200V12H206L207 10L203 7V5H205V2H204V0H203V5L200 3V0H185L184 2H183V0H181L182 1V3L181 4H179V5H176V9H175V11L173 12L172 10L174 9L173 7V9L172 8H170L169 9V7H171L172 5H175V4H169L168 2H169V0H60ZM66 1V2H65ZM171 1H175V0H171ZM177 1V0H176ZM206 2H207V0H205ZM218 1H221V2H223V5L225 4V3H230L231 2V4H229V5H231L232 6V3H233V1H234V3L235 2H238V3H236V5L238 4V7H237V9H238V14H240V15H237L236 16V18L234 19V18H232L233 20H231V18H229L231 15V17H233V14H235V13H233V14H231V15H229V12H232L231 10L229 11V9L231 8H229V9H227L229 12H227L226 13V11H224V10H222V11H224L223 13L225 14H227L228 15V17H227V19L229 18L230 20H231V22L229 23H227V24H225L224 22H222V23H224L225 25H223L222 23H219V24H217V23H215V22H219V19L220 20H222L223 19V13H222V17L221 18H219V19H216L217 21H214L215 19H213V21H212V17L210 18L211 19V22H212V24H213V22H214V24L215 25H218V26H215V25H212L211 24V22H209V20H208V23L209 24H211V26H215L214 27V32H212L210 29V31L211 32H209V33H206V30L205 29H203V31H205L204 33H202L201 32V37L199 36H195L196 34H195V32H192V35L193 36H195V37H191V35L189 36V38H188V33H187V31H189L190 32V30L192 31L193 30V26L194 25H192V29H190V30H188V29H186V33H187V35H186V40H184L182 43H181V40H182V38L183 37H181V39H180V37H179V39H180V41L176 38V40H178V42L176 43V44H178L179 42V44H180V47H179V44L178 45H175V48H177V47H179V49L180 50H182V51H178V49H177V52H182L181 54H182V56L183 57H185L186 58V60H187V62H188V60H192V62L193 61H195L196 63V65H197V63L198 64H200L199 66H201L200 68H203V69H201L200 70V68H199V70H198V72H200V76H197V77H199V78H196V80H193V81H195V82H193L191 85H190V81H192L189 77H187V78H189L190 79V81H184V78H182L183 79V81H184V85L186 86V88H187V86H188V88H190V89H193V90H191L190 92H192V93H194L195 91L197 92V94H199L198 96H200V95H205L206 94V92L209 94V93H213V91L211 92H209V90L208 89H210V90H212L211 88H212V86L210 85V87L209 88H207L206 86L207 85H209V84H207V81H211L212 82V80L210 79V78H213V84H217V81L220 83V84H225L226 82H228V81H231V78H233L234 77V79L236 78L237 79V77L238 76H240V75H238V76H236L235 77V75L234 76H230V75H232L231 74V72H230V75H229V69H228V71H226V68L228 67V66H231V68H233L234 66H235V62H239V65H243L244 63H246V64H248L249 66H251V67H263L264 68V0H217V2ZM20 2V0H0V10H3L4 11V9L6 10V9H10V7L11 6H13V5H16L17 3H19ZM40 2L41 3H45V2H50V0H40ZM178 2H180V1H178ZM190 2H192L191 4H192V6H191V4H190ZM213 2V1H212ZM214 2H216V0L214 1ZM213 2V3H214ZM167 3H168V5H169V7H168V5H167ZM174 3V2H173ZM210 3H211V0H210ZM209 3V4H210ZM87 4H90L91 6L90 7H88L87 6ZM218 4V5H217ZM220 2L219 3H215V5H213L212 3L210 4V6L211 5H213L214 7L216 6V8H217V6H221L222 5V3L220 4ZM171 5V6H170ZM208 4H206V6H207ZM229 5H228V7H229ZM140 6H142V7H140ZM144 6V7H143ZM205 6V7H206ZM224 6H226V7H224V9L226 10V8H227V5H224ZM233 6H235V5H233ZM232 6V7H233ZM250 6H254V7H252V8H254L253 10H254V13H252L251 12V9L249 10L251 13L250 14H245V12H244V14H243V12H242V15H241V10H244V7H250ZM76 7V8H77ZM201 8H202V10L204 9V11H200L201 10ZM206 8H210V10H212V11H214L213 9H215V8H213L212 6L211 7H206ZM211 8H213V9H211ZM222 8H223V6H222ZM248 9V8H247ZM247 9H245V10H247ZM26 10H28V8L26 9ZM217 10V9H216ZM215 10V11H216ZM235 10V9H234ZM173 12V15L171 14L172 12ZM209 11V10H208ZM221 7H220V10H219V13L221 14ZM28 12V11H27ZM209 12H211V11H209ZM236 12V11H235ZM216 13V12H215ZM218 13V14H219ZM169 14H171L172 16H171V18H170V15ZM203 14H205V13H203ZM202 13L200 14V15H203ZM211 14L212 15H214V16H217L218 14L216 13V15L215 14H213L212 12H211ZM210 14V15H211ZM219 14V15H220ZM116 15V16H115ZM165 15H162V16H165ZM207 14H205V17H207L206 16ZM143 16V17H144ZM156 16V17H157ZM235 16V15H234ZM151 17V19H152V16H150ZM180 17V18H179ZM181 17H182V19L183 20H181ZM198 17H197V19H196V21H192V24H193V22H199V20H198ZM201 17V19H202V16H200ZM199 17V18H200ZM205 17H203V18H205ZM219 16H217V18H218ZM154 19V18H153ZM153 19H152V21H153ZM157 19V18H156ZM226 19V18H225ZM225 19H223V20H225ZM105 20L107 21V23H104L105 22ZM122 20H120V21H122ZM149 20V19H148ZM147 20V21H148ZM114 21V20H113ZM119 21V22H120ZM139 21H140V19H139ZM142 21V20H141ZM171 21L172 20H170V21H168L169 23H171ZM179 21H177V22H179ZM190 21V20H189ZM190 21V22H191ZM228 21V20H227ZM118 22V23H119ZM123 22V21H122ZM136 22H137V20H136ZM168 22H167V24H168ZM173 22V21H172ZM188 22V23H187ZM203 22V21H202ZM226 22V21H225ZM143 23V22H142ZM141 23V24H142ZM156 24V21L155 22H153L152 24ZM205 23H207V22H205ZM140 24V23H139ZM140 24V25H141ZM146 24V23H145ZM149 24V23H148ZM151 24V23H150ZM154 24V25H155ZM164 24V23H163ZM165 24H166V21H165ZM175 24V25H174ZM173 25H172V27L171 26H169V25H171V24H169L167 27L169 28V27H171V29L173 30L174 29V27H175V32H177L176 31V29L177 28H183V29H185L183 26L181 27V25H180V27H178V25H176L177 23L175 22ZM195 24V23H194ZM199 24V23H198ZM204 24V23H203ZM157 25V24H156ZM208 25V24H207ZM206 25V26H207ZM147 26H149V25H147ZM157 26H159V25H157ZM161 26H164V25H161ZM209 27H210V25H208ZM141 27V26H140ZM150 27H152V25H150L149 27H146V28H148V30H149V28ZM166 27V29H168ZM208 27V28H209ZM162 28H165V27H162ZM202 28L203 27H201V30H202ZM115 29H117V30H115ZM133 29V28H132ZM138 28H136V30H137ZM171 29L170 30H168V31H171ZM199 29V28H198ZM134 31H135V29H133ZM139 30V29H138ZM147 29H146V31H147V33L146 34H148V33H150V31H153V32H156L157 30L159 31V29H151L150 28V30L148 31ZM156 30V31H155ZM164 30V29H163ZM173 30V31H174ZM178 30V29H177ZM208 30V31H209ZM141 31V30H140ZM145 30H143V34L142 33H140L139 31H137V32H139L138 34H137V32L135 33V35H138L136 38L137 39H135L134 38V40H138L139 41V39L138 38H140L142 35H143V38H144V32H146ZM166 31V30H165ZM173 31H172V33H173ZM183 32H184V34H185V30H182ZM182 31H180L181 32V34L183 33ZM194 31V30H193ZM127 32V31H126ZM131 32V31H130ZM164 32V31H163ZM174 32V33H175ZM179 32V31H178ZM178 32H177V34H178ZM9 33V32H8ZM51 33H52V35H51ZM116 33V32H115ZM123 33H125V32H123ZM132 33V32H131ZM162 33V32H161ZM166 33V32H165ZM168 34L170 33L171 34V32H167ZM174 33H173V35H174ZM197 33V32H196ZM199 33H200V31H199ZM199 33H197V34H199ZM7 34V33H6ZM45 34H46V36H45ZM49 36H48V35ZM68 34H71V36H73L72 34H75L73 37H76V39H74L73 37V39H69V38H64V37H66ZM112 34H114V33H112ZM128 34V33H127ZM130 34V33H129ZM129 34H128V36H129ZM133 34V33H132ZM139 34L141 35L140 37H139ZM145 34V35H146ZM152 34V32L147 36V39H148V41L150 40V39H152L151 41H153V34ZM157 34V32L155 33V35ZM168 34H166V35H168ZM169 34V35H170ZM191 34V33H190ZM195 34V35H194ZM151 35V36H150ZM154 35V36H155ZM157 35H160V32H158V34ZM156 35V36H157ZM166 35L164 36H162V35H160L159 37H166ZM91 36V35H90ZM150 36V37H149ZM155 36V37H156ZM47 37V38H46ZM68 37V36H67ZM69 37H70V35H69ZM84 37H86V36H84ZM88 37V36H87ZM132 37V36H131ZM152 37V38H151ZM154 37V38H155ZM171 37V36H170ZM174 37V36H173ZM175 37H176V35H175ZM62 38V39H61ZM81 39L80 41H79V39ZM92 38V39H93ZM102 38V37H101ZM128 38V37H127ZM133 38V37H132ZM142 37H141V39H143ZM20 39V40H19ZM61 39V40H60ZM91 39V40H92ZM129 39V38H128ZM146 39V38H145ZM156 39V38H155ZM154 39V41H156ZM84 40V39H83ZM95 40H93V41H95ZM98 40V39H97ZM129 40H131V39H129ZM128 40V41H129ZM158 40V39H157ZM165 40V39H164ZM167 40V39H166ZM175 40V41H176ZM54 41V42H53ZM87 41V40H86ZM86 41H85V44H87L86 43ZM99 41V40H98ZM125 41H127V40H125ZM124 41V43L126 44L127 42H125ZM137 41V42H138ZM142 41H144V42H146L147 40H140V42H142ZM150 41V42H151ZM56 42V43H55ZM90 41H88V43H89ZM96 42V41H95ZM130 42V41H129ZM135 42V41H134ZM136 42V43H137ZM161 42V41H160ZM171 42V41H170ZM123 43V44H124ZM148 42H146V44H147ZM157 43H159V42H157ZM45 44H47V45H45ZM174 44V43H173ZM88 45V44H87ZM148 45V44H147ZM150 45V44H149ZM152 45V44H151ZM163 45H164V43L162 44V47H163ZM168 45V44H167ZM37 46H39L38 48H37ZM44 47V48H45ZM52 47V48H53ZM164 47H167V46H165L164 45ZM171 47V46H170ZM45 48V49H46ZM58 48V49H57ZM168 48V47H167ZM48 49H50V48H48ZM9 50H11V49H9ZM16 50H18V49H16ZM16 50L14 51L15 53H16ZM21 49H19L18 51H20ZM24 50V51H25ZM162 50V49H161ZM161 50H159V51H161ZM166 50V49H165ZM170 50H171V48H170ZM172 50H173V47H172ZM23 51V52H24ZM68 51V52H67ZM158 51V50H157ZM1 52V51H0ZM5 52H6V50H5ZM7 52H9V51H7ZM12 52V51H11ZM11 52H9L10 54H11ZM13 52V54L15 55V53ZM34 52H36V51H34ZM165 52V51H164ZM167 52H168V49H167ZM21 53H22V51H21ZM155 53H157V52H155ZM163 53V52H162ZM174 53V52H173ZM183 53H184V55H183ZM1 54H2V52H1ZM3 54H8V53H3ZM18 54H19V52H17V55L16 56H18ZM52 54V53H51ZM166 54V53H165ZM174 54H176V51H175V53ZM179 54V53H178ZM64 55V56H65ZM177 55V54H176ZM9 56V55H8ZM11 56H13L12 54H11ZM178 56V55H177ZM181 56V55H180ZM179 56V57H180ZM182 56H181V58H182ZM7 57V55L5 56V58ZM15 57V56H14ZM66 57H68V55L66 56ZM0 58L2 59V61H3V64H7V63H9V62H11V61H9L10 59H12V58H10V56L9 57H7V59H5L4 57H3V55L2 56H0ZM178 58V57H177ZM185 58H182V59H184L185 60ZM0 59V60H1ZM15 59V58H14ZM66 59V58H65ZM16 60V59H15ZM184 60H183V62H184ZM185 60V61H186ZM9 61V62H8ZM19 61V60H18ZM1 62V61H0ZM16 62V61H15ZM62 62H64V60L62 61ZM182 62V61H181ZM187 62H185V63H187ZM192 62L190 61V63L192 64ZM240 62H242V63H240ZM2 63V62H1ZM209 63H210V65H212L211 63H214V64H217V65H219V67L218 66H216V68H217V70H215L214 68V66L212 67V70L210 69L211 68V66L209 65ZM233 63H234V65H233ZM9 64H11V63H9ZM8 64V65H9ZM13 64V63H12ZM11 64V65H12ZM17 64H19V63H17ZM16 64V65H17ZM10 65V66H11ZM193 65V64H192ZM245 65V64H244ZM2 66V65H1ZM5 66V65H4ZM13 66L15 67V68H17V66H15V64H13ZM209 66V69L207 68ZM233 66V67H232ZM3 67V66H2ZM2 67H0V68H2ZM198 67V66H197ZM240 67V66H239ZM243 67V66H242ZM11 68V67H10ZM194 68H196V67H194ZM207 68V69H206ZM235 68V67H234ZM245 68V67H244ZM3 70V69H2ZM8 70H9V68H8ZM193 70H195V69H193ZM211 71L212 72V77H210L211 75H210V72H209V75H208V71ZM231 70V69H230ZM250 70H251V68H250ZM264 70V69H263ZM262 70V71H263ZM6 71V70H5ZM232 71V70H231ZM254 71H256V70H254ZM261 71V70H260ZM261 71V72H262ZM196 72V71H195ZM195 72H194V74H195ZM249 72V71H248ZM251 72V71H250ZM189 73V72H188ZM197 73V72H196ZM234 73V72H233ZM264 73V72H263ZM263 73H261V75H263ZM64 74V73H63ZM198 74V73H197ZM186 75V74H185ZM196 75V74H195ZM229 75V76H228ZM60 76H62V75H60ZM187 76V75H186ZM185 76V77H186ZM190 76H192V75H190ZM248 76V75H247ZM250 76H251V74H250ZM210 77V78H209ZM230 77V78H229ZM241 77V76H240ZM243 77V76H242ZM60 78V77H59ZM63 78V77H62ZM194 78V77H193ZM209 78V79H208ZM239 78V77H238ZM246 78H248V77H246ZM251 78V77H250ZM249 78V79H250ZM186 79V78H185ZM244 79V78H243ZM242 79V80H243ZM252 79H254L253 78V76H252ZM252 79H250V81L252 82ZM260 79H262L261 77H260ZM216 80V81H215ZM241 80V79H240ZM241 80V81H242ZM245 80V79H244ZM263 80H264V75H263ZM214 81H215V83H214ZM232 81H233V83H235V84H238L236 81H239V79L238 80H233L232 79ZM247 82L248 84H246V86L248 85L249 86V83H251V82ZM259 81H261V80H259ZM258 81V82H259ZM182 82V81H181ZM246 82V81H245ZM258 82H256V83H258ZM262 82H264V81H262ZM210 83V82H209ZM23 84V83H22ZM180 84V83H179ZM211 84V83H210ZM212 84V85H213ZM215 84V85H216ZM220 84H217V85H219L218 87H220L221 85ZM222 85V86H225V85ZM230 84H232V83H226V85H230ZM235 84H232L233 85V87H234V85ZM251 84H253V83H251ZM250 84V86H251V88H252V86L253 85H251ZM262 84L263 83H260L259 82V84H258V86L259 85H261L262 86ZM5 85V84H4ZM28 85V84H27ZM182 87L184 86V85H182V84H180ZM216 85V86H217ZM243 85H244V83H243ZM255 85V84H254ZM12 85H9V84H7L6 83V85L5 86H3L4 88H3V93H5V94H7V95H11L12 93H13V86L11 87ZM36 86V85H35ZM216 86H215V88H216ZM239 86H240V84L237 86L238 87V89H236V88H231L232 90H234V89H236L235 91H237V90H239V91H241V89H242V91L243 90H245V89H243L244 88V86H243V88L241 87V88H239ZM256 86V85H255ZM255 86H254V88H255ZM264 86V85H263ZM20 87V86H19ZM18 87V88H19ZM23 87H24V85H23ZM176 87V86H175ZM179 87V86H178ZM213 87H214V85H213ZM227 87V86H226ZM224 88V89H227V88ZM236 87V86H235ZM29 88V90L30 89H36L35 87H31L30 88V84H29V86L28 87H26L25 89L24 88H21L20 87V89L21 90H27ZM161 88V87H160ZM188 88H187V92L188 93H185L186 91L184 90V93H185V97L187 98L188 97V94H189V96H191V94H190V92L188 91ZM207 88V89H206ZM230 88V87H229ZM248 88V87H247ZM250 88V87H249ZM248 88V89H249ZM250 88V89H251ZM260 88V87H259ZM259 88H257L258 89V91H259ZM263 88V87H262ZM20 89H18L17 91H21ZM38 89V88H37ZM146 89V88H145ZM150 89V88H149ZM148 89V91L147 92H149L150 90ZM172 89H176V88H173L172 87ZM189 89V90H190ZM221 89H222V87H221ZM224 89H223V91H224ZM253 89V88H252ZM256 89V88H255ZM261 89V88H260ZM156 90V89H155ZM154 90V91H155ZM161 89H159L158 91H160ZM219 89H217V91H218ZM264 90V89H263ZM263 90H260L261 92H263ZM23 91H21L20 92V95H21V93L23 92ZM30 91H33V90H30ZM39 91V90H38ZM153 91V92H154ZM158 91H157V95L156 94H154V93H156V92H154L153 93V96L154 95H156L157 97L156 98H158ZM163 91V90H162ZM165 91V90H164ZM172 92L173 90H169L168 89V91L167 92ZM227 91H228V89H227ZM233 92V93H238V92ZM246 91L247 90H245L244 92V94L246 95ZM251 90H248V93L250 92ZM255 91H257V90H255ZM259 91V92H260ZM29 92V91H28ZM150 92H152V91H150ZM149 92V93H150ZM171 92H170V94H171ZM183 92V91H182ZM182 92H181V94H182ZM195 92V93H196ZM205 92V93H204ZM214 92H215V89H214ZM230 93L232 92L231 90L229 91ZM229 92H226V93H229ZM26 93V92H25ZM32 93V92H31ZM38 93H40V92H38ZM161 93H163V92H161ZM160 93V94H161ZM183 93V94H184ZM202 93H204V94H202ZM225 93V92H224ZM226 94L228 97H226V99L228 100V99H233L234 98V94L233 93H231V94H233V96L232 97H229V95L231 96V94ZM241 93V94H240ZM239 93V97L241 96V95H243V92H240ZM247 93V94H248ZM26 94H28V93H26ZM151 94V93H150ZM169 94V93H168ZM176 94H178V93H176ZM182 94V95H183ZM207 94V95H208ZM235 94V95H236ZM250 94H252V96H253V94H255L254 92L252 93V91L250 92ZM259 93H257L255 96H259L256 100H254V98H256V97H254L253 98V100L252 101H250L251 103H249V99H248V95H247V97H246V99L245 98H243L244 100H245V102H248V103H244V105L242 106V105H238L240 108H242V110H243V108L245 107V108H248L247 107V105L246 104H248V106H250L251 105V107H253V108H250L249 107V109L251 110V109H254V108H256V110H253V111H246V113L244 112H242L243 114H240L239 116H241L242 115V118H244L245 119V123H244V121H243V119H242V121L239 119V117H238V119L241 121V122H243L244 124V127L240 124V122H239V125H240V128H241V126L243 127L242 129H244L245 130V126L247 127V129H249V126H250V128L252 127V128H254L255 129V126H258V127H256V131L255 132H257V133H250L249 134V132L247 131V129L245 130V131H247V133L246 134H244L245 133V131H243L242 130V132H244L243 134L244 135H240L239 136V134L237 135L236 134V130H235V134L234 135H236V136H231L230 137V135H232V134H230V131H229V133L228 132H226L225 130H229L228 128H230V123L229 122H231L230 121V119L231 118H228V115H227V119L229 120V122H227V120H226V123L225 124H223V125H219L220 124V121H225L224 119H226L225 117H223L224 119L223 120H221L220 118H222L221 116L219 117V119H220V121H219V126L221 127V129H218V128H220V127H218L217 126V129H216V131H215V135L214 136H216V134H217V136L215 137V138H213L212 136H211V134L213 135L214 133H210V134H208L209 132V130L206 132V134H205V132H202L201 130H202V128H200V130L199 131H196L195 133H201L199 136L198 135H196V136H198V137H194L193 135H195V134H193L192 136L195 138H190L189 137V140L191 139H194V141H189V142H187L188 140L185 138V140H186V142L187 143H191L190 145H188V144H181V143H184V142H181V143H179V145L181 144L182 146H190L191 148H189L188 146H187V148H189L188 150L187 149H185L186 148V146L183 148V149H185L186 151H183V149L182 150H180V148H181V146H180V148L179 147H177V146H173V147H170L169 148V144L168 145H162L161 147H159V146H155V145H153V144H151V142H149L147 139H146V137H142V139H140V140H138V149L140 150V151H142V153H146V154H149L150 155V157L148 158V162H149V164H150V166L153 168V170H154V172H153V175H155V178L154 177H152V178H154L152 181H154V182H157V180H159V178H160V180H162L163 179V171H165L164 170V164H165V162H166V160L168 159V161H169V159L170 160H172L171 158H173V159H176V158H174V157H179L180 156V158L183 156V153L181 152V151H183L184 153H185V155L184 156H188L189 158H191L192 156H194V155H197V158H198V156L199 155H204L205 156V154L207 153V151L211 154V152L210 151H213L212 149H214V151L215 150H220L221 151V149H223L224 150V152H225V155H227V154H230L231 153V150L234 152V150H236V154H238L237 152H239V153H241V154H245V152L246 151H252V150H258L257 152H255L254 154H258V152H259V156H260V162H261V160H262V166H257V164L255 165V166H257L256 167V169H257V172H258V170H260V169H258V167L259 168H261L262 167V169L260 170V175H262V176H260L259 174H257V177H256V179H255V177L253 176V177H251L252 176V171H251V167L252 166H254V165H252L251 163H256V162H259V158L257 157L256 159H254L253 160V158H255V156L253 157V156H250L251 154H250V152H249V154L250 155H248L249 157H250V162H249V160L247 161V159L245 160V163L246 162H249V165H250V167L249 168H247V169H250V171H251V173H250V171L249 172H247L248 174L250 173L251 175H250V178H248V179H250L249 181L247 180V178L245 179V177H246V175H244L245 173H243L242 174V172H241V174L242 175H244L245 177L243 178L244 180H242V176H241V174H239L240 175V179H241V181H240V183H242L241 185H237V183H236V186H238V187H240L239 189H242V185H243V181H245V182H248L249 184H250V182H253L254 180V182H257V181H259V178H258V176L260 177V179L261 178H263V182H262V185H260V183L258 182V184L261 186H259L258 184H256V185H258L257 187L258 188H260V192H262V199H261V201L259 202V198H255L254 199V201L255 200H257L259 203H261L260 205H264V92L262 93V94H260V95H258ZM29 95H30V93H29ZM165 95H166V93H165ZM222 95H223V93H222ZM21 96H25L23 93H22V95ZM28 96V95H27ZM161 96H163V95H161ZM160 96V97H161ZM167 96V95H166ZM184 96V95H183ZM237 96V95H236ZM235 96V98H238L239 99V97H236ZM18 97H20V96H18ZM150 97V96H149ZM200 97H203V96H200ZM243 97V96H242ZM21 98H24V97H21ZM20 98V100H22ZM34 98V97H33ZM60 98H62V99H66V100H68V99H72V97H70L69 95L67 96H60ZM224 98H225V96H224ZM11 99V98H10ZM16 99H18V98H16ZM155 99V98H154ZM159 99V98H158ZM242 99V100H243ZM247 99H248V101H247ZM25 102H26V98H24L23 99ZM28 100H29V98H28ZM27 100V101H28ZM32 100H34V99H32L31 98V101ZM150 100H151V98H150ZM153 100V99H152ZM224 100V99H223ZM240 100V99H239ZM239 100H237V101H239ZM241 100V101H242ZM243 100V101H244ZM14 101V100H13ZM230 101H232V100H230ZM230 101L228 100V102L230 103ZM235 101H236V99H235ZM236 101V102H237ZM15 102H16V100H15ZM24 102V103H25ZM151 102V101H150ZM155 102V101H154ZM4 103V102H3ZM23 103V102H22ZM32 103H34V101H32ZM157 103V102H156ZM225 103H226V101H225ZM233 103V105H235V103L234 102H232ZM26 104V103H25ZM250 104V105H249ZM2 107H3V105L4 104H0ZM15 105H19L18 103H15ZM28 105H29V107H30V103H28ZM153 105V104H152ZM226 105V104H225ZM230 105V104H229ZM229 105H226V106H229ZM1 106H0V109H1ZM27 106V105H26ZM232 106V105H231ZM230 106V107H231ZM13 107V106H12ZM21 108V106H18V108ZM23 107V106H22ZM60 107V106H59ZM225 107V106H224ZM234 107V106H233ZM14 109L15 108H17V107H13ZM25 108V107H24ZM24 108H22V110L24 109ZM32 108V107H31ZM222 108H223V106H222ZM29 109V108H28ZM232 109V108H231ZM18 110V109H17ZM20 110V109H19ZM18 110V112H20ZM25 110V109H24ZM30 110H32V109H30ZM30 110H27V112L29 111L30 112ZM217 110H218V108H217ZM220 110H221V108H220ZM220 110L218 111L219 113H220ZM227 110V109H226ZM248 110V109H247ZM16 111V110H15ZM223 110H221V112H222ZM225 111V110H224ZM244 111V110H243ZM217 112V111H216ZM226 112V111H225ZM225 112H222L224 115H225ZM238 112V111H237ZM241 112V111H240ZM16 113V112H15ZM26 113V112H25ZM24 113V114H25ZM239 113V112H238ZM237 113V114H238ZM16 114H18V113H16ZM202 114V113H201ZM223 114H221L220 113V115H223ZM23 115V114H22ZM232 115V114H231ZM243 115H244V117H243ZM219 116V115H218ZM217 116V117H218ZM233 116V115H232ZM232 116H229V117H232ZM236 116H234V117H236ZM200 117H202V116H200ZM58 118H60L59 116H58ZM57 118V119H58ZM199 118V117H198ZM212 118V117H211ZM56 119V120H57ZM203 119V118H202ZM214 119V118H213ZM218 118H217V120H219ZM237 118H236V120L235 119H233V117H232V122H231V124L232 123H234V120H235V122H237V120H238ZM207 120V119H206ZM213 121V120H212ZM54 122H55V120H54ZM54 122H53V124H54ZM59 121H57V123H58ZM60 122H61V120H60ZM59 122V123H60ZM208 122V121H207ZM223 122H221V123H223ZM56 123V122H55ZM213 123V122H212ZM229 125H228V124ZM205 124H207V125H209L208 123H205ZM214 124V123H213ZM165 125V124H164ZM163 125V126H164ZM217 125V124H216ZM215 125V126H216ZM229 127H228V126ZM52 126V125H51ZM54 126V125H53ZM61 126V125H60ZM70 126V125H69ZM166 126V125H165ZM58 127H59V125H58ZM64 127V126H63ZM238 127V126H237ZM54 128V127H53ZM52 128V129H53ZM62 127H60V129H61ZM216 128V127H215ZM1 129V128H0ZM51 129V131H53ZM57 129V128H56ZM69 129V128H68ZM67 129V130H68ZM207 129V128H206ZM206 129H205V131H206ZM213 128L211 127V130H212ZM234 129V128H233ZM259 129V130H258ZM58 131H60L59 130V128L57 129ZM56 130V131H57ZM66 130V131H67ZM224 131V133H225V135L226 136H228L227 138H225V139H221V138H223L224 137V134L222 135L223 137H218L219 135H218V133L220 134V132L219 131ZM252 130V129H251ZM1 131L2 130H0V136L2 137L3 136V131H2V133H1ZM56 131H55V134H57L56 133ZM69 131V130H68ZM203 131H204V129H203ZM218 131V132H217ZM237 131H239V130H237ZM250 131V130H249ZM254 131V130H253ZM64 132H65V130H64ZM211 132H214L213 130L211 131ZM241 132V130L239 131V133ZM54 133V132H53ZM60 133V132H59ZM58 133V134H59ZM63 133V132H62ZM62 133H60V134H62ZM65 133H67V132H65ZM232 133V132H231ZM68 134V133H67ZM221 134H222V132H221ZM220 134V135H221ZM42 135V134H41ZM41 135H40V137H41ZM59 136V135H58ZM58 136H56L55 135V137H58ZM70 136V135H69ZM68 136V137H69ZM61 137V136H60ZM3 138V137H2ZM169 138V137H168ZM35 139H37V138H35ZM34 139V140H35ZM40 139V138H39ZM43 139H45V138H43ZM65 139H67V137L66 138H64V137H62V139H60L59 140V138H57V139H48L47 138V140H49V141H45V140H38V141H36L37 143V145L35 144V146H36V148L35 147H33L32 148V146H34V145H32V143H31V150L32 149H34L33 150V152L35 153V154H37V152L38 151H41V150H43V152H51L52 154H56V155H60L61 153H63L64 151L63 150H66V149H64V148H66L65 147V145H66V140ZM206 139H213L212 141L210 140V142L209 141H206ZM31 140V139H30ZM33 140V141H34ZM169 140V139H168ZM183 140V139H182ZM181 140V141H182ZM28 141V140H27ZM68 141V140H67ZM175 142H176V140H174ZM174 141H172V144L174 145ZM177 141H179V140H177ZM206 141V142H205ZM28 143H30L29 141H28ZM28 143H27V145H28ZM68 143V142H67ZM178 142H176V144H177ZM207 145H206V144ZM34 144V143H33ZM172 144H170V145H172ZM165 146V147H164ZM168 146V148H166ZM27 148V147H26ZM230 149V152H228L227 154H226V152L227 151H225L226 149ZM29 149V148H28ZM228 149V150H229ZM24 150H25V147H24ZM180 150V151H179ZM26 151V150H25ZM24 151V152H25ZM30 151V150H29ZM175 151H177V156L175 155V153L174 154H172L173 152H175ZM178 151H179V153H181V155L180 154H178ZM215 152H217V151H215ZM219 152V151H218ZM223 152V151H222ZM222 152H220V153H222ZM254 152V151H253ZM26 153V152H25ZM28 153V152H27ZM33 153V154H34ZM203 153V154H202ZM212 153H214V152H212ZM219 153V154H220ZM34 154V155H35ZM171 154V156L172 155H175L174 157H171V156H169ZM209 154V155H210ZM217 154V153H216ZM234 154V153H233ZM25 155V154H24ZM28 155H32V151H31V154L29 153ZM28 155H25V156H27L28 157ZM207 155H208V153H207ZM215 155V154H214ZM218 155V154H217ZM217 155H215L217 158H218V156ZM222 155H224V153H222ZM222 155H221V159L223 158L222 157ZM224 155V156H225ZM247 155V154H246ZM258 155H256V156H258ZM33 156V155H32ZM183 156V157H184ZM191 156V157H190ZM214 156V157H215ZM220 156V155H219ZM229 156V155H228ZM234 156H236L237 157V155H234ZM241 156H243V155H241ZM168 157H171V158H168ZM188 157H186V158H188ZM195 157V156H194ZM193 157V158H194ZM206 157V156H205ZM208 157V156H207ZM227 156H225L224 157V160L222 159V160H220V161H227V160H225V158H226ZM236 157H234V158H236ZM240 157V156H239ZM251 157H253L252 159H251ZM197 158H194V159H197ZM201 158H204V157H201ZM216 158V159H217ZM229 158V157H228ZM227 158V159H228ZM231 158V157H230ZM211 159V158H210ZM237 159V158H236ZM240 159V158H239ZM243 160H244V158H242ZM258 159V160H257ZM213 160V159H212ZM214 160H215V158H214ZM231 160H232V158H231ZM235 160V159H234ZM251 160H252V162H251ZM255 160H257V161H255ZM167 161V162H168ZM175 161V160H174ZM220 161H218V163L220 162ZM170 162V161H169ZM168 162V163H169ZM213 162V161H212ZM230 161H228V164H230L229 163ZM243 162V161H242ZM170 163H172V162H170ZM225 163V162H224ZM232 163V162H231ZM236 162H234V164H235ZM253 163V164H254ZM260 163V164H261ZM214 164H215V161H214ZM216 164H217V162H216ZM215 164V165H216ZM223 164V163H222ZM238 164V163H237ZM237 164H236V166H237ZM219 165V164H218ZM224 165V164H223ZM225 165H227V162L225 163ZM240 165H242L241 163H240ZM244 165V164H243ZM242 165V166H243ZM2 166V165H1ZM0 166V167H1ZM217 166V165H216ZM230 165H228L225 169L228 171V173H230L231 174V172H229V170L228 169H230V167H229ZM234 166V165H233ZM236 166H235V168H236ZM238 166H239V164H238ZM244 166H246L247 167V165H244ZM221 167H223V166H221ZM220 166L219 167H217V168H221ZM246 167H239L242 171H244L245 170V168ZM168 168L169 167H167V170H168ZM231 168H232V166H231ZM234 168V167H233ZM238 168V169H239ZM243 168H244V170H243ZM213 169H215V167L213 168ZM223 168H221L220 170H222ZM224 169V170H225ZM245 170V171H248V170ZM255 168L254 167H252V170H254ZM121 170V169H120ZM217 170L218 169H216V171H214L215 173L217 172ZM225 170V171H226ZM234 170V169H233ZM240 170V171H241ZM224 171V172H225ZM230 171H231V169H230ZM239 171V172H240ZM255 171V170H254ZM125 172V171H124ZM124 172H119V171H110L109 170V172L108 171H102V172H100V171H95V172H91V170L90 171H88V172H86V174H82V177L81 176H77V177H71L70 175H68L66 172H58V174H56V176L50 181V184L52 183V184H54V185H59V186H65L64 187V189L66 188V190H64V191H58L57 189H49L50 191L49 192H45L47 189H45V191H43L42 193H41V196H37V195H39L40 194V190H39V194L38 193H36L37 195L36 196H33V197H37L36 198V200L37 199H39V202H38V200L35 202V203H38L39 205L37 206V204L34 206V208H33V205L31 204V202L34 200V199H32V198H30V200H29V202H30V204L32 205V208L31 207H29V206H27L26 204L27 203H29V202H26V200L25 201H23V199L22 198H24V197H22V195H23V188H22V190H21V185H20V183L22 182V180L20 179V178H17V179H20L21 180V182H20V180H17V179H15V176H13V174L11 175V173H7V172H5V171H3L2 170V168H0V177L2 178V182H3V185L5 186V189H6V191H7V193H8V195L10 196V199L14 202V203H18L19 202V204L23 201L24 203H25V205L26 206H23V204H15L16 206H18V210H19V213H20V215H19V217H17L18 218V221H17V223L16 224H13V226H7L6 228H7V231H5V237H2L4 240L2 241V242H0V244H1V247L3 248V250H4V253H5V255H6V260L5 261H1L0 262V264H57V263H59L61 260H64V259H66V258H68L69 256H71L73 253H75L76 251H78L79 250V248L77 249L76 248V245H78V244H80L82 247H88V248H90L91 247V249H95V252L94 253H96V250L97 251H100V255H101V253H103L105 256H106V258L104 257V259H105V263L104 264H148V260L150 259V258H155V257H157V258H160V259H162L161 261H163L164 262V264H193L194 262H196V263H194V264H264V206H262V208H261V210L263 211H259V212H261V213H259V214H257V213H255L254 211H252L251 210V214L252 215H250V213H249V215L246 217L245 215H243V216H241V214L242 213H240V214H238V216L237 217H239V220H235V219H237V217L235 216V215H231V214H233V213H230L229 212V214L231 215V216H235V217H231L230 218V220L228 219V220H223V219H219V217L218 216H221V215H223L222 214V212H225V211H222L221 210V208H219L218 206V208H219V211L221 210V215L219 214V212L217 211V209H215L216 210V213H218V214H215V216L219 219V220H222V221H219L215 216H214V218L215 219H217L218 221H219V223H222V225H224V224H226V225H224V226H227V227H225V229L224 230H220V232L219 233H217V232H214V231H212V230H210V231H212V233H217L216 235H214V236H212L213 237V241H211V236L209 237L208 235H209V233H207V235L206 234H204V235H206V242H205V244H203V245H200V244H198V245H196L195 243H196V241H195V239H194V237H196L195 236V234H199L200 236L202 235V233L201 232H205V229H211L213 226L212 225H214V226H216V225H218L219 226V223H218V221H214V220H212L213 218V216H212V214H211V218L209 217L210 215V213L208 212V215L209 216H207L208 217V219H206L207 217H206V215H203L202 217L204 218V216L206 217V218H204L203 219V221L205 220H208V221H206V228L204 229V230H202L203 229V223H201L202 222V219H201V221L200 220H198V223L197 222H195V226H198V230H194V229H191L190 228V226H189V228L188 229H183L182 228V230H179L178 229V224H179V222H181V219H183V217H184V219L185 218H189L188 216H190L191 215V211H187V212H184L183 210H184V208H182L183 207V205L180 207L181 208V210L180 211H183V212H181V213H179V214H177V215H175V216H173V217H171V220L170 219H168L167 218V215H166V213L169 211H171V210H167L168 209V207H170V205L171 206H173L172 204H174V203H181V201H183L184 200V194H186L187 196L189 195V194H187V193H184V194H182L181 195V193L180 194H175V196H173V197H175V198H168V199H166L165 200V198L164 197H162L164 200H160V203H159V205L157 204V201H156V203L155 204H157V205H155L153 202L155 201V199H157L158 198V196L156 195V191H154L153 189L154 188H152V190H147V187L146 188H144V191H143V189H142V192L140 193V194H138V192H137V195L135 194L136 192V190H138L139 188H137L134 192V194L133 193H128V191H127V194L125 195V191L124 190H122V191H124L125 193H124V195L122 194V192H121V194L123 195V196H120L119 194H118V192H117V194H116V190L118 189H116V188H113L115 191H113L112 193H110V192H108L107 193V191L106 190H104L106 193H102V192H95L94 190H92L90 187H89V185H91V184H89L88 185V183H94V184H98V186L99 185H102L103 187L104 186H110L111 187V185H115V186H117V184H118V182H122L123 180H121V179H123L122 177H123V173ZM166 172V171H165ZM213 172V173H214ZM220 172V171H219ZM218 172V173H219ZM223 172V170L221 171V173ZM224 172H223V174H224ZM234 172V171H233ZM126 173V172H125ZM214 173V174H215ZM227 173V172H226ZM236 173V172H235ZM235 173L233 174V175H235ZM9 174V175H8ZM139 173H137V175H138ZM217 174V173H216ZM220 174V173H219ZM238 174V173H237ZM253 174L254 175H256L254 172H253ZM134 175V174H133ZM164 175H165V173H164ZM220 175H222V174H220ZM229 175V174H228ZM227 175V176H228ZM239 175H235V176H239ZM139 176V175H138ZM152 176V175H151ZM234 176V177H235ZM249 176V175H248ZM125 177H126V175H125ZM136 178V177H135ZM140 183L143 181L142 179H143V177H141L140 176ZM219 178H221V177H219ZM238 178V177H237ZM253 178H254V180H253ZM148 179V178H147ZM146 179V180H147ZM229 179H230V176H229ZM231 179H233V176H232V178ZM230 179V180H231ZM258 179V180H257ZM121 180V181H120ZM136 180H138V178L136 179ZM146 180H145V182H146ZM149 180V179H148ZM225 181L224 179H221L220 181ZM226 180H227V178H226ZM229 180V181H230ZM238 180H239V178H238ZM247 180V181H246ZM251 180H253V181H251ZM257 180V181H256ZM18 181H19V183H18ZM135 181V180H134ZM151 181V182H152ZM219 181V182H220ZM228 181V182H229ZM235 181V180H234ZM123 182H125V181H123ZM136 182V181H135ZM218 182V183H219ZM227 182V183H228ZM232 182H233V180L231 181V182H229V184H227L226 183V181H225V184L223 183H221L222 185H224L225 187H227L228 185H230V186H233L232 185ZM254 182H253V184H251V185H249V187L251 186V188H254V190L257 188L256 187V185L254 184ZM22 183H26V182H22ZM139 183V184H140ZM217 183V182H216ZM215 183V184H216ZM234 183V182H233ZM240 183H238V184H240ZM133 184H134V182H133ZM137 184V183H136ZM152 184H153V186L155 185V183H153L152 182ZM212 185V186H214L213 188H215L217 185ZM221 184L219 183L218 184V186L217 187H219L220 189H223L224 187H222L221 186ZM227 184V185H226ZM20 185V186H19ZM121 185V184H120ZM147 185H149V184H147ZM146 185V186H147ZM151 185V184H150ZM149 185V186H150ZM248 184H245V186L243 185V187H245V188H247L248 186H247ZM25 186V185H24ZM23 186V187H24ZM59 186H56L58 189H59ZM95 186V185H94ZM94 186H92V187H94ZM98 186H95L96 188L98 187ZM122 186V185H121ZM129 186H131V185H129ZM136 186V185H135ZM135 186H131V187H135ZM143 186V185H142ZM148 186V187H149ZM211 186V187H212ZM252 186H255V187H252ZM55 187V186H54ZM60 187V189L62 190V188ZM71 187H75L74 189L73 188H71ZM77 187V188H76ZM87 187H89L88 189H87ZM101 187V186H100ZM123 187H124V185H123ZM122 187V188H123ZM126 187V186H125ZM144 187V186H143ZM155 187V186H154ZM222 187V188H221ZM248 187V188H249ZM79 188V189H78ZM102 188V187H101ZM120 188V187H119ZM136 188V187H135ZM151 188V187H150ZM208 188V187H207ZM207 188H206V190H205V188H200L201 190V192H203L204 194H208L209 193V190L207 191ZM210 188V187H209ZM208 188V189H209ZM212 188V189H213ZM228 189H229V186L227 187ZM234 188V187H233ZM236 188V187H235ZM234 188V190H236ZM250 188V191L252 190ZM257 188V189H258ZM71 189H73V190H71ZM76 189H78V190H76ZM91 189V190H90ZM100 189V188H99ZM103 189V188H102ZM121 189V188H120ZM126 189H128V187L126 188ZM141 189V188H140ZM139 189V190H140ZM211 188H210V190H212ZM220 189H218L217 188V190H219L220 191ZM232 189V188H231ZM238 189V190H239ZM109 190H112V189H109ZM202 190H205L206 192H208V193H205L204 191H202ZM217 190H215V191H217ZM223 190H225V188L223 189ZM244 190L245 189H243L242 190V193L244 192ZM25 192L26 191H28V190H24ZM48 191V190H47ZM93 191V192H92ZM97 191V190H96ZM103 191V192H104ZM200 191H199V193H200ZM218 191V192H219ZM228 191V190H227ZM239 191H241V190H239ZM239 191H237V193H239V194H241ZM258 191V190H257ZM256 191V192H257ZM24 192V193H25ZM38 192V191H37ZM193 193H194V191H192ZM196 193H197V190L195 191ZM212 192H213V190H212ZM221 192H223V191H221ZM220 192V193H221ZM226 191H224V193H225ZM231 192H233V189H232V191H228V192H226L225 193V195H227L228 193H230L231 194ZM252 192H253V190H252ZM252 192H250V193H252ZM255 192V191H254ZM252 193V194H250L249 196H252L253 194H255V193ZM259 192V193H260ZM27 193V192H26ZM28 193H29V191H28ZM35 193V192H34ZM33 193V194H34ZM193 193H192V196H193ZM198 193V195H201V197H204V194L203 193H200L199 194ZM234 193L236 194V191L235 192H233L232 194L234 195ZM245 194L247 193L248 194V189H246L245 190V192H244ZM258 193V194H259ZM221 194H223V193H221ZM230 194H228V195H230ZM239 194H237L236 195V197H233V196H231V200L232 201H230V203L231 202H233V200L235 201V199H237V197H240L241 198V196L239 195ZM244 194V195H245ZM246 194V195H247ZM257 194V195H258ZM32 195V194H31ZM194 195H195V193H194ZM239 195V196H238ZM242 196H243V194H241ZM245 195V198L244 197H242L243 199H245V200H242L243 202L242 203H244L245 201H246V197L248 196H246ZM256 195V196H257ZM24 196V195H23ZM26 196V195H25ZM29 196V195H28ZM27 196V200L29 199V197ZM206 196V195H205ZM224 196V195H223ZM254 196V195H253ZM22 197V198H21ZM32 197V196H31ZM172 197V196H171ZM221 197H222V195H221ZM226 197V196H225ZM228 197H230V196H228ZM234 199H233V198ZM260 197V196H259ZM135 198H138L137 199V201H139V205L140 204H142L143 206H145V208H144V214H142V215H144V218L141 220V221H139L138 219V223H136V225H134V226H130V229H129V231H128V233H127V235L126 236H124V237H122V236H114V237H112V234L114 235V233H115V231L114 230H111V229H109L108 230V233L107 232H94V233H88V234H84V235H88V236H90V239L89 240H83V238L80 236V234H82V233H85V231H82V230H78V228L76 227V225H75V223H76V221L78 220V218L80 217V218H83V217H85V216H87L88 215V213H90V212H96L97 210H99V208H101L100 206H102L103 205V203H105V201H106V204L107 205H103V206H106V208H109L110 207V205H111V203H112V201H123V202H125L126 201V203L129 201V200H135ZM188 198H189V196H188ZM239 198V199H240ZM20 199H21V201H20ZM32 199V200H31ZM187 198H185V201H187L186 200ZM223 199H224V197H223ZM226 199V198H225ZM224 199V200H225ZM230 199V198H229ZM158 200V201H159ZM227 200V199H226ZM10 201V200H9ZM52 201V203L53 204H55V202L56 203H58V207H55V205H52L53 207H55V208H53V207H50L49 208V206L51 205V204H49L47 207V209H46V207H45V204H47V203H50ZM94 201H95V203H98L99 202V204H97V205H95V203H94ZM184 201V202H185ZM253 201V200H252ZM257 201H255V202H257ZM22 202V203H23ZM93 202V203H92ZM111 202V203H110ZM113 202V204H115ZM250 202V201H249ZM257 202V203H258ZM13 203V204H14ZM34 203V204H35ZM94 204L93 205V207L91 206V205H89V204ZM221 203V202H220ZM226 203V202H225ZM225 203L223 202L222 204H224L225 205ZM258 203V204H259ZM112 204V205H113ZM117 204H119V203H117ZM129 204V203H128ZM127 204V205H128ZM183 204V203H182ZM227 204V203H226ZM233 204V203H232ZM253 204V203H252ZM251 204V205H252ZM255 204V203H254ZM253 204V205H254ZM21 205H22V207H21ZM29 205V204H28ZM100 205V206H99ZM109 205V207H107ZM126 205V204H125ZM126 205V206H127ZM155 205V206H154ZM174 205H177V204H174ZM180 205V204H179ZM96 206H98V209H97V207ZM102 206V207H103ZM114 206V205H113ZM117 206V205H116ZM141 206V205H140ZM178 206V205H177ZM223 206V205H222ZM227 206V205H226ZM237 206V205H236ZM239 206V205H238ZM237 206V207H238ZM249 206V205H248ZM255 206V205H254ZM90 207H92L91 209H90ZM95 207V208H94ZM115 207V206H114ZM113 207V208H114ZM122 207V206H121ZM240 207V206H239ZM238 207V208H239ZM241 207H242V205H241ZM251 208H252V206H250ZM258 207H260L259 205H258ZM51 208H53V209H51ZM111 208V207H110ZM118 208V207H117ZM177 208V207H176ZM175 208V209H176ZM191 208H194L195 209V207H191ZM196 208H197V206H196ZM212 208H213V206H212ZM247 208V207H246ZM249 208V207H248ZM254 208V207H253ZM252 208V209H253ZM90 209V210H89ZM104 209V208H103ZM174 209V210H175ZM183 209V210H182ZM200 209V208H199ZM198 209V210H199ZM228 209H229V207H228ZM245 209V208H244ZM101 210V209H100ZM115 210V209H114ZM116 210H118V209H116ZM174 210H172L173 212H174ZM214 210V211H215ZM230 210V209H229ZM260 210V209H259ZM197 211V210H196ZM212 211V210H211ZM228 211V210H227ZM231 211V210H230ZM233 211V210H232ZM243 211V210H242ZM120 212H121V210H120ZM172 212V213H173ZM179 212V211H178ZM199 212V211H198ZM240 212V211H239ZM244 212V211H243ZM253 212H254V214H253ZM171 213V214H172ZM200 213V212H199ZM211 213H214V212H211ZM236 213V212H235ZM246 213V212H245ZM170 214V213H169ZM195 214V213H194ZM225 214H226V212H225ZM224 214V215H225ZM247 214V213H246ZM76 217H75V216ZM173 215V214H172ZM197 215V214H196ZM214 215V214H213ZM228 214H226L225 216H227ZM240 215V216H239ZM72 216V217H71ZM76 218V221H74L75 220V218ZM195 216V215H194ZM245 216V217H244ZM169 217V216H168ZM201 217V216H200ZM224 217V216H223ZM230 217V216H229ZM16 218V219H17ZM139 218V217H138ZM170 218V217H169ZM191 218H192V215H191ZM220 218H222V216L220 217ZM225 218V217H224ZM226 218H228V217H226ZM235 218V219H234ZM193 219V218H192ZM210 219V220H209ZM186 220H188V219H186ZM184 220H182V222H183ZM136 222V221H135ZM181 222V223H182ZM186 222V221H185ZM185 222H183V223H185ZM189 222H191V220H189ZM199 222H200V224H199ZM240 222V223H239ZM187 223V222H186ZM240 224V225H236V224ZM0 224H3V223H0ZM198 224V225H197ZM205 224V223H204ZM210 225V226H212L211 228H207L208 226L207 225ZM185 225V224H184ZM190 225V224H189ZM193 225V226H194ZM188 226V225H187ZM204 226V227H205ZM209 226V227H210ZM218 226H216L217 228H218ZM221 226V225H220ZM219 226V228H223V226L222 227H220ZM3 227H4V225H3ZM185 227V226H184ZM0 228H1V226H0ZM5 228V227H4ZM3 228V229H4ZM5 228V229H6ZM2 228H1V233H2V230H3ZM4 229V230H5ZM199 229H201V231H200V233H198V232H195V231H199ZM212 229H214V227L212 228ZM216 229V228H215ZM3 230V231H4ZM209 231V232H210ZM179 233V234H178ZM206 233V232H205ZM210 234H211V232H210ZM177 235H179V236H177ZM213 235V234H212ZM1 236V235H0ZM168 237H169V239H168ZM208 237V238H207ZM166 238L168 239V240H166ZM170 238H171V240H170ZM205 237L203 236V239H204ZM144 239H148L150 242H148V244H146L147 245V248H148V245L150 244V246H152L151 247V249H150V251H152L151 253H149V251L147 252V249H146V252H143V251H145V249H143L144 248V245H140L139 243H137V241H139V242H141V243H143L142 241H144V243L143 244H145L146 242H145V240ZM2 240V239H1ZM0 240V241H1ZM202 242V237H200V242L199 243H201ZM213 242H215V243H213ZM183 243V244H182ZM184 246V247H183ZM229 246V247H228ZM81 247V248H82ZM235 247V248H234ZM145 248H146V246H145ZM231 248V249H230ZM87 249V248H86ZM228 249H230V250H228ZM81 250V249H80ZM83 250H85L84 248H83ZM82 250V251H83ZM183 250H187V253H183ZM90 251H92V250H90ZM103 251V252H102ZM85 252H87V251H85ZM186 252V251H185ZM80 254H83V252L82 253H80ZM102 257H103V255H102ZM24 258H25V261H24ZM70 258V257H69ZM23 259V260H22ZM80 259H81V257H80ZM101 259V258H100ZM21 260L23 261V262H21ZM67 260V259H66ZM82 261V259L80 260V262ZM84 261V260H83ZM79 262V263H80ZM88 262V261H87ZM102 262V263H101ZM101 262H97L98 264H103V262H104V260H101ZM85 263V262H84ZM89 263L91 264V262L89 261ZM97 263H95V264H97Z\"/></svg>", "mask_w": 264, "mask_h": 264}]
</instances>
